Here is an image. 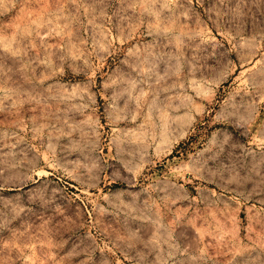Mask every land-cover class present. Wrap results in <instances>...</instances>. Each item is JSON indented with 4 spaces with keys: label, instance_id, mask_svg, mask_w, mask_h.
<instances>
[{
    "label": "rangeland",
    "instance_id": "rangeland-1",
    "mask_svg": "<svg viewBox=\"0 0 264 264\" xmlns=\"http://www.w3.org/2000/svg\"><path fill=\"white\" fill-rule=\"evenodd\" d=\"M0 264H264V0H0Z\"/></svg>",
    "mask_w": 264,
    "mask_h": 264
},
{
    "label": "bare ground",
    "instance_id": "bare-ground-1",
    "mask_svg": "<svg viewBox=\"0 0 264 264\" xmlns=\"http://www.w3.org/2000/svg\"><path fill=\"white\" fill-rule=\"evenodd\" d=\"M5 182V181H4ZM34 182V181H33ZM2 183V182H1ZM13 183V182H12ZM24 183L25 182H21V183H19V184H17V186H19V187H22V186H24ZM29 183V182H28ZM4 184V183H3ZM26 184V183H25ZM3 186V185H2ZM29 186V185H28ZM32 186V185H31ZM27 187V186H26ZM5 188V187H4ZM28 188V187H27ZM21 189V188H20ZM24 191V190H23ZM20 193V192H19ZM23 193V192H22Z\"/></svg>",
    "mask_w": 264,
    "mask_h": 264
}]
</instances>
